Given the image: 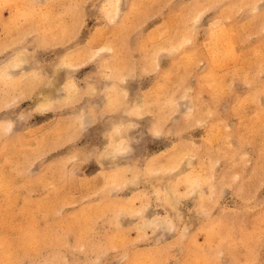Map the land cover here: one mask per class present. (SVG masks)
Masks as SVG:
<instances>
[{"label": "rangeland", "instance_id": "374dc122", "mask_svg": "<svg viewBox=\"0 0 264 264\" xmlns=\"http://www.w3.org/2000/svg\"><path fill=\"white\" fill-rule=\"evenodd\" d=\"M0 264H264V0H0Z\"/></svg>", "mask_w": 264, "mask_h": 264}, {"label": "bare ground", "instance_id": "6f19581e", "mask_svg": "<svg viewBox=\"0 0 264 264\" xmlns=\"http://www.w3.org/2000/svg\"><path fill=\"white\" fill-rule=\"evenodd\" d=\"M12 65L16 67V66L18 65V63H13ZM51 96H52V95H50V96H45L41 101L45 102V101L49 100Z\"/></svg>", "mask_w": 264, "mask_h": 264}]
</instances>
